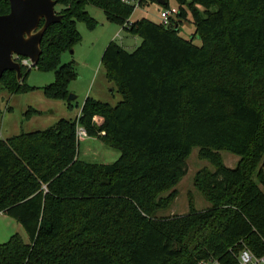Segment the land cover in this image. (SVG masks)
Wrapping results in <instances>:
<instances>
[{
	"label": "trees",
	"instance_id": "1",
	"mask_svg": "<svg viewBox=\"0 0 264 264\" xmlns=\"http://www.w3.org/2000/svg\"><path fill=\"white\" fill-rule=\"evenodd\" d=\"M55 1L62 19L46 30L36 66L55 72L48 96L68 101L77 72L61 64L62 54L82 40L78 21L97 25L88 5L141 44L129 52L113 41L103 54L107 76L122 95L116 106L89 97L74 121L0 137V214L19 222L29 238L15 234L1 244L0 264H197L209 258L238 264L243 248L263 255L264 190L249 170L264 154V0H176L177 17L168 26L147 18L131 22L135 6L122 0ZM9 12V1L0 0V15ZM259 12L255 22H244ZM189 17L195 32L186 39L180 25ZM22 72L18 81L7 71L0 88L26 91L30 71L23 66ZM79 128L119 150L120 158L80 160ZM195 147L215 166L196 176L212 207L158 216L176 191L162 195L187 174ZM221 151L240 157L235 168L223 163ZM258 177L264 187L262 169ZM194 229L204 235L191 247Z\"/></svg>",
	"mask_w": 264,
	"mask_h": 264
},
{
	"label": "rangeland",
	"instance_id": "2",
	"mask_svg": "<svg viewBox=\"0 0 264 264\" xmlns=\"http://www.w3.org/2000/svg\"><path fill=\"white\" fill-rule=\"evenodd\" d=\"M133 5L136 9L130 18L135 22L142 18H147L156 23H162L161 12L167 10L166 7L151 0H145L143 5ZM169 8H178L176 0H169ZM62 6H56V11H60ZM204 11L203 8H198ZM216 7L210 9L215 10ZM86 10L94 18L97 25L89 27L86 22L78 21L77 28L82 35V40L77 43L72 50L62 54L61 64H72L77 72V77L68 85L69 96L75 99L64 100L62 98L50 97L45 93V88L56 80L54 71H42L31 65H27L30 73L26 78V91L18 94H10L3 87L0 88V137L11 138L22 133H32L45 131L56 125L62 119L76 120L81 114L83 105L87 98H94L98 101L116 106L122 101V95L118 90V85L107 76V69L102 62L103 54L107 46L115 41L127 51H134L140 44V38L134 37L121 25L111 23L103 10L93 5H88ZM261 12L247 15L245 23L255 22ZM195 32V26L188 20H183L180 25V36L190 39ZM195 44L201 45L199 38H195ZM140 43V44H139ZM138 44V45H137ZM71 103V104H70ZM97 123L99 118H95ZM78 157L88 163L112 164L116 162L121 152L112 148L99 139L91 137H79ZM220 156L226 166L235 168L240 157L229 151H221ZM188 171L178 184L161 198H167L172 191H176L175 197L166 206L157 211L158 216L168 217L173 215H186L194 208L196 211H205L212 207V202L196 185V176L203 170L215 172V166L209 159L200 156V149L195 147L187 159ZM264 172V154L262 160L255 169L249 170L250 179L257 183L263 190L258 173ZM158 201V199H157ZM190 246L194 247L204 233L192 232ZM19 234L26 242L28 235L22 225L14 218L0 214V245L7 242L13 235Z\"/></svg>",
	"mask_w": 264,
	"mask_h": 264
},
{
	"label": "water",
	"instance_id": "3",
	"mask_svg": "<svg viewBox=\"0 0 264 264\" xmlns=\"http://www.w3.org/2000/svg\"><path fill=\"white\" fill-rule=\"evenodd\" d=\"M10 12L0 15V80L7 71H15L22 81V67L19 59H25L36 67L41 56V42L46 30L59 23L61 15L56 13L55 0H8ZM164 5V1L158 0ZM44 20V25L40 22ZM178 26L176 27V29ZM75 97L70 95L68 100Z\"/></svg>",
	"mask_w": 264,
	"mask_h": 264
},
{
	"label": "built area",
	"instance_id": "4",
	"mask_svg": "<svg viewBox=\"0 0 264 264\" xmlns=\"http://www.w3.org/2000/svg\"><path fill=\"white\" fill-rule=\"evenodd\" d=\"M124 3L140 5L142 0H122ZM135 6V5H134ZM136 9V6H135ZM178 13V8H167V10L161 12L162 23L166 26L170 25L172 19H176ZM19 62L25 64L24 66L30 65L25 59L20 58ZM78 137H88L86 131L83 128L78 129ZM238 264H264V254L261 256L256 255L248 248H243L237 254ZM197 264H223L217 258L203 259Z\"/></svg>",
	"mask_w": 264,
	"mask_h": 264
},
{
	"label": "crops",
	"instance_id": "5",
	"mask_svg": "<svg viewBox=\"0 0 264 264\" xmlns=\"http://www.w3.org/2000/svg\"><path fill=\"white\" fill-rule=\"evenodd\" d=\"M134 37H137V38H140V37H138V36H134ZM140 40H141V38L139 39V42H140ZM140 44V43H139ZM138 45V44H137ZM96 118H99L100 119V122L99 123H102V119L100 118V117H96Z\"/></svg>",
	"mask_w": 264,
	"mask_h": 264
}]
</instances>
